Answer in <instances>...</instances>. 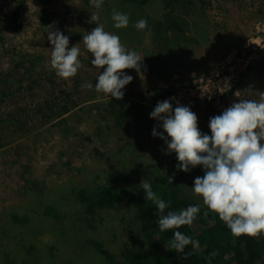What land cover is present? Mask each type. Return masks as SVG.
<instances>
[{
  "label": "rangeland",
  "instance_id": "rangeland-1",
  "mask_svg": "<svg viewBox=\"0 0 264 264\" xmlns=\"http://www.w3.org/2000/svg\"><path fill=\"white\" fill-rule=\"evenodd\" d=\"M14 8V0H0V22ZM193 8L185 15L190 22L183 31H169L162 41L154 40L149 27H135L146 16L162 17L160 10H129L118 0H103L99 9L90 0H27L17 20L22 26L3 31L0 76L8 80L0 83V264H108L96 248L98 238L116 260L126 244L144 245L135 209L123 223L124 215L115 211L102 225L91 226L84 206L62 188L96 181L148 182L178 163L165 140L152 135L155 128L167 137L162 121L150 117L160 101L169 100L173 109L177 102L188 106L198 117L199 130L211 135L210 118L239 102L237 92L251 90L257 94L247 98H260L264 0H194ZM113 9L129 15L126 28L114 27ZM92 14L129 50L144 56L139 72L124 70L133 79L122 89L123 99L95 91L99 71L83 42L96 26ZM50 25L69 37V47L80 49L83 66L73 78L62 79L51 68ZM86 84L93 88L82 87ZM62 89L77 104L60 119L49 120V103L60 104ZM119 102L129 109L128 121H119L113 110ZM39 105L45 107L42 113ZM12 117L33 129L8 135ZM204 174L203 166L195 167L187 183V191L200 202L192 187ZM33 191L52 194L64 218L43 215ZM12 213L28 221L15 222Z\"/></svg>",
  "mask_w": 264,
  "mask_h": 264
},
{
  "label": "clouds",
  "instance_id": "clouds-1",
  "mask_svg": "<svg viewBox=\"0 0 264 264\" xmlns=\"http://www.w3.org/2000/svg\"><path fill=\"white\" fill-rule=\"evenodd\" d=\"M90 3L99 9L103 0H90ZM99 19L97 14H92L90 22L96 23V26L83 35L86 49L94 56L91 63L99 71L95 91L107 97L123 99L122 89L133 79L124 70L136 69L139 72L144 56L129 50L118 35L105 30ZM112 20L115 28L122 29L129 25L130 17L113 9ZM135 27L143 31L148 22L140 19ZM47 31L53 46L51 68L62 79L75 77L83 66L78 58L80 49L75 45L69 47V37L59 29L50 25ZM82 87L91 89L93 85ZM256 94L251 90L237 92L239 102L210 118L211 135L199 130L197 115L188 106H180L179 102L173 109L169 100L160 101L150 113L151 118L162 121L167 137L155 128L152 135L165 140L169 154H177V168L188 172L203 166L205 174L195 178L192 190L202 197L203 205L209 211L218 214L235 237H259L264 234V92L259 93V99L247 98ZM168 179L172 183L173 178ZM140 185L145 200L156 205L160 231L175 229L169 249L183 253L186 246L191 245L193 249L199 247L197 240L179 229L193 224L201 206L190 205L178 212L167 211L165 214L170 202L161 199L146 180H142Z\"/></svg>",
  "mask_w": 264,
  "mask_h": 264
},
{
  "label": "trees",
  "instance_id": "trees-1",
  "mask_svg": "<svg viewBox=\"0 0 264 264\" xmlns=\"http://www.w3.org/2000/svg\"><path fill=\"white\" fill-rule=\"evenodd\" d=\"M15 8L6 14L3 22H0V40L3 38V31L8 27L18 29L22 26L21 21H17L21 15V10L27 0H14ZM122 6L129 10L134 8L153 7L160 10L161 16H146L148 27L153 32L156 41H162L169 31H183L189 24V19L185 15L192 12L194 0H118ZM185 13V14H184ZM45 21V19H44ZM47 21V20H46ZM5 80V81H4ZM8 78L0 76V83L7 82ZM60 104H50L51 110L49 120L60 119V117L70 111L77 103L73 100L69 90L62 89ZM165 93V92H164ZM163 93V94H164ZM38 112L42 113L45 107L39 105ZM113 110L117 114L119 121L129 120V109L124 103H117ZM20 123L13 117L7 122V129L11 130L8 135L14 136L16 133L22 134L32 130L25 121ZM120 122V123H121ZM132 124H129L131 127ZM28 127V129H26ZM136 157V156H134ZM178 163H173L165 172L154 176L148 182L152 185L153 191L165 202H170L167 211H179L190 205L199 204L200 212L191 226H181V231L186 236L199 242V247L193 249L191 245L186 246L183 253H178L171 247L173 230L161 232L157 223L159 213L156 205L152 201H146L144 190L140 183L129 181L127 185L118 183L111 184L104 181L85 183L77 186L69 184L62 188L64 193L75 196L80 204L84 206V212L87 214L91 226H98L104 223L106 215L111 212L120 211L124 216L123 223L127 213L135 209L140 217V230L143 235V244L141 246L126 244L118 260L109 248L104 246L101 239L95 240L96 248L101 251L109 260L108 264H264V234L259 237H250L241 235L235 237L231 234L226 223L223 222L217 213L209 211L203 202L193 197L187 191V183L194 168L184 172L177 168ZM202 169V166H197ZM168 177H172V183ZM127 182L128 180L125 179ZM63 193V194H64ZM32 194L39 199L38 206L43 215L54 220H62L66 213L61 211L59 202L51 194L42 191L45 196ZM64 197V195H62ZM29 198H31L29 196ZM51 201H48L50 200ZM55 200V201H54ZM79 204V203H78ZM79 204V205H80ZM81 206V205H80ZM123 209V210H122ZM108 217V216H107ZM10 218L18 223H25L28 217L12 213ZM107 219V218H106ZM217 255L212 256L211 253Z\"/></svg>",
  "mask_w": 264,
  "mask_h": 264
}]
</instances>
